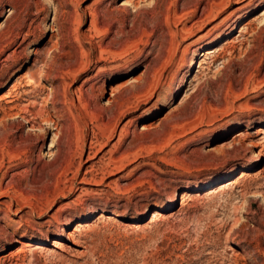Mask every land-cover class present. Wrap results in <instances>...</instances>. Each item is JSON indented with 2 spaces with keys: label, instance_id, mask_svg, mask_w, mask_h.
Listing matches in <instances>:
<instances>
[{
  "label": "rangeland",
  "instance_id": "rangeland-1",
  "mask_svg": "<svg viewBox=\"0 0 264 264\" xmlns=\"http://www.w3.org/2000/svg\"><path fill=\"white\" fill-rule=\"evenodd\" d=\"M244 1L0 0V264H264Z\"/></svg>",
  "mask_w": 264,
  "mask_h": 264
},
{
  "label": "bare ground",
  "instance_id": "bare-ground-1",
  "mask_svg": "<svg viewBox=\"0 0 264 264\" xmlns=\"http://www.w3.org/2000/svg\"><path fill=\"white\" fill-rule=\"evenodd\" d=\"M257 1V0H256ZM252 5H254V2H253V0H245L244 2H242L241 4H239V9H246V8H249V7H251ZM244 11V10H243ZM238 13V12H237ZM228 24V23H227ZM228 27H230L229 25H228ZM227 27V28H228ZM209 33V32H208ZM205 37V36H204ZM207 37V36H206ZM211 37V36H210ZM205 41V40H204ZM206 42V41H205ZM213 51L212 50H208V51H206V55H210L211 53H212ZM127 62V59H122V60H119V61H116V62H114L109 68L111 69V70H113V71H117L118 69H120V66L121 65H123V64H125ZM126 65V64H125ZM40 70V69H39ZM200 80H201V76H199V78H198V80H197V83H199L200 82ZM201 86V85H200ZM171 87V86H170ZM194 88V87H193ZM195 89H197L198 90V88H195ZM168 90V89H167ZM191 91H194V90H191ZM170 92H171V90H170ZM189 93V92H188ZM189 95V94H188ZM191 95V94H190ZM187 96V95H186ZM160 98V97H159ZM163 98V97H162ZM186 98H188V96L186 97ZM189 99V98H188ZM157 100H158V98H157ZM184 103V102H183ZM28 108V107H27ZM29 109V108H28ZM27 109V110H28ZM26 110V111H27ZM25 112V111H24ZM231 120H232V118H231V116H225V117H223V118H221L215 125H214V130L215 131H221L222 129H224V128H226L227 126H229L230 125V123H231ZM233 122V121H232ZM262 139V138H261ZM51 149H50V152H47V155L48 154H50L51 153V155H54V150H53V148L54 147H56V144H55V140H53L52 142H51ZM107 218H109V219H111V218H113V216L111 215V216H106ZM71 220V217H69V216H67L66 218H64V220L63 219H61V220H59V224H62V225H66L69 221ZM79 225V227H82V225L81 224H78ZM62 228V227H61ZM78 231V230H77ZM38 234V233H37ZM71 237H73L74 238V236H73V234H71L70 232L68 233ZM20 240V239H19ZM30 242L31 241H38V237H36L35 235H32L31 237H30Z\"/></svg>",
  "mask_w": 264,
  "mask_h": 264
}]
</instances>
